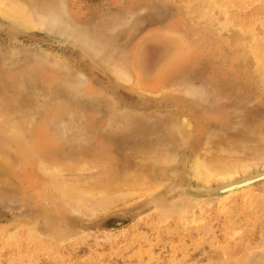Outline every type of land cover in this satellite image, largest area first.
Segmentation results:
<instances>
[{"label": "rangeland", "instance_id": "obj_1", "mask_svg": "<svg viewBox=\"0 0 264 264\" xmlns=\"http://www.w3.org/2000/svg\"><path fill=\"white\" fill-rule=\"evenodd\" d=\"M27 3L39 14L43 25L49 21L50 26L23 32L0 22V126L4 128L16 121L23 124V134L16 141L3 144L14 161L9 175L35 191L45 212L38 214L16 189L0 183V264H264V68L260 67L264 62H256L257 54L251 49L256 39L264 45V0ZM227 20L231 25L226 24ZM251 27L252 32L248 30ZM133 59L149 82H158L163 88L175 85L174 91L151 96L116 81L111 75L112 66L127 65ZM15 112L22 114L15 116ZM181 118L192 121L193 126L186 132L190 146L208 142L214 145L219 139L231 138L251 152L246 151V155L255 167L258 165L259 172L248 177L242 185L244 189L229 198L231 204L224 205L223 198L215 200L201 192L202 188L190 187L188 183L179 189L177 171L173 188L202 199H177L181 201L177 204L167 193L161 199L170 197L171 203L159 207H167L161 210L171 215L158 216L163 213L160 210L150 212L154 203L131 194L119 198L124 203L115 198L113 205L109 199L111 208L124 207L123 215H107L100 209L101 204L94 208L89 206L93 202H86L89 213L95 214L92 219L85 210L84 215L79 214L83 208L79 213L71 211L64 222L58 220V210L66 209L60 193L67 185L55 182L60 178L58 173L64 174L67 167L71 171L68 173L74 171L67 165L81 164L86 171L76 166L79 173L76 170L67 179L60 175L64 182L77 185L78 179L85 182L83 178L88 175L86 183L90 180L92 188L100 182H113L124 167L143 157L138 152L151 144L152 137L162 136L167 129L172 131ZM258 132L263 134L262 139ZM259 139L263 143L258 147L254 143ZM48 159L58 160L60 165L66 163L65 169L56 165L60 171L52 174L57 176L54 183L50 182L53 165L46 163ZM88 167L92 171L87 172ZM145 184L142 191L148 188ZM223 193L228 195L225 191L220 194ZM184 203L191 207L181 210ZM192 205L196 207L190 209ZM68 208L72 209L69 204ZM253 208L255 212L249 213ZM19 223L36 224L33 231L37 236L31 235L32 228L22 235ZM54 226L56 231L58 227L65 226L64 231L70 228L68 235L63 232L67 238L70 234L73 237L71 230L77 236L62 242L65 236H61L62 241L60 236L56 238ZM11 228L17 234L20 230L21 236L13 238L16 233ZM99 228L105 229L99 232Z\"/></svg>", "mask_w": 264, "mask_h": 264}, {"label": "bare ground", "instance_id": "obj_2", "mask_svg": "<svg viewBox=\"0 0 264 264\" xmlns=\"http://www.w3.org/2000/svg\"><path fill=\"white\" fill-rule=\"evenodd\" d=\"M202 2H206V1H202ZM205 5H207V4L205 3ZM222 5H225V4H222ZM208 6H209V4H208ZM206 7L207 6H205V8ZM198 9H199V7H198ZM188 13H190V12H188ZM208 13H210V12H208ZM191 15H193V14H191ZM224 15H226V14H224ZM40 18L41 17H39V14H37V12H35L32 9V6H30L29 3H27V0H0V22H2L3 24L4 23L11 24V25H13V27L16 26L17 28H19L23 32H27L28 30H38V29H42L43 30L45 28L44 27L45 25H47V26L49 25V21H45L46 24L43 25V23H42ZM216 19L217 18H215V20ZM225 19H227V18H225ZM230 20L232 21V19H230ZM190 21H192V20H190ZM221 21L218 22L219 25H220ZM227 21H228V23L226 22V24L228 25L230 23V21L229 20H227ZM223 24L226 26L225 23H223ZM221 25H222V23H221ZM229 25H231V23ZM235 27H237V25ZM223 28H225V27H222V29ZM227 28H228V26H227ZM220 29H218V31H220ZM252 29H254V27L248 28L249 31H251ZM249 31H247V32H249ZM230 33H231V31H230ZM251 38H252V36H251ZM253 43H254V41H253ZM261 44H263L261 42V40L256 39L255 40V46L253 44L251 46L252 47L251 49H253V51H255V53L257 54V56H255V54H253L254 52L251 51L252 54L256 57L255 59H256V62H258V63H259V60H262L264 62V49L261 50V47H264V45L261 46ZM39 57H41V56L39 55ZM53 57H54V59L56 58L55 55ZM257 57L259 58L258 60H257ZM39 59L41 60L43 58H39ZM56 60H60V58H56ZM1 61H2V59H1ZM131 61H129L130 63L127 64V65H123V66L115 65V66H112L113 70H111V68L109 69V72L111 70V75L116 81L122 82L123 84H128L133 90H135V91H137V92H139L141 94H147V95H151V96H158V95L160 96L163 93L170 94L171 91H174L173 87H175V85L166 86L165 88H163L164 86L162 87V85H159L158 82H155V81H150L149 82L147 80L148 78L145 75H143L140 72L139 69H137L135 67L134 59L131 60ZM51 63H53V62H51ZM256 65H257V63H256ZM256 65H254V66H256ZM3 66L4 65L2 64V67ZM9 67H8V69H9ZM260 67L264 68V65L262 64V66H260ZM1 70H3V69H1ZM260 77H261V75H260ZM66 81H68V80H66ZM63 82H64V80H63ZM68 83L69 82H67L66 84L68 85ZM171 83L173 84V82H171ZM73 87L74 86H72V88ZM10 111L11 110H9V114H10ZM15 114H16V112H15ZM21 114L20 115L16 114L15 116H19L20 117ZM6 115H7V113H6ZM191 122L192 121H189L188 118H181L179 123L174 125V126H176V128L172 129V131L167 129L166 132L162 133V136H161V134H159V135L152 134V135H155V136L151 138V141H152L151 144H149V146H147L146 148H144V149H142V150H140L138 152V154L141 153V155H143V157L141 156L140 159L138 160V162H136V164L129 165V167H124L120 173H117V175L120 176L119 179L116 177L115 181H113V182H111V180L108 181V182H100L97 185H95V186H97L95 188L91 187V186H93V184L88 182L90 180H87V183H86V179L88 177H90L89 175H88L87 178H85L84 175L82 176V177H84L83 179L85 180V182L82 181L81 179H78V183L80 181H81V183L84 182V183H82L83 186L82 185L80 186L81 183L80 184L77 183V185H76L74 183L71 184V182H69V181H67V182L63 181V178L65 179V177H66V179H67L68 176H70L72 173H75V171L77 170V169H75L76 166H77V168L79 170L81 168V166H80L81 164H79V167H78L77 164H75L73 161L70 162L69 160H66L67 163H70V164L74 163L76 165L75 167L71 166V165H67V166H69L70 170L74 169V171L72 170V173H68V172H71V171H68V167H67L66 168L67 171L64 172V174L58 173L59 174L58 177H60L61 180H60V178H58V181H56L57 176L55 175V177H53L52 174H55V173L57 174V172L60 171V170H56V168L58 167L56 165L59 163V161L55 160V159H52V160L48 159L46 163H49L50 165H53L52 166L53 170L50 169L51 170V175L53 177L51 179V176H50V179H51L50 182L54 183L56 181L55 183L57 185H59V186L61 185V183L67 185V187H63L62 188V192L60 193L62 195V199H61L62 201L61 202H63L67 206L65 207V205L62 204V205H64L63 206L64 209L66 208L65 211L58 210V212L56 213V217L58 218V220L60 222L63 221V220L66 221V218L69 215L72 214L71 211L76 210V212L79 213V210H82L83 208H84L83 212L82 213L80 212L79 214L80 215H84L83 213H84V210H85L86 213H88V217L90 216L89 218H91V216L93 214V211L90 214L89 212L91 210L89 211L88 207L89 206H93L95 208L97 203L101 204L100 205V206H102L101 208H100V206H98V205L97 206L100 209L105 210L106 211L105 214H107V215L108 214L112 215V214H114V212H122V213H117V215H119V214L123 215V214L126 213L125 212L126 210L124 209V207L117 208V206H115L114 208H111L112 206H109V204H111V203H109V199H110V201L112 199V201H111L112 203L113 202H117V199H118V202H119L121 200V199H119L120 197L121 198L122 197H126V196H129L131 194L138 195L139 197H141L143 199L146 198V200H149V203L151 202V204L154 203L155 207L154 208L152 207V209L150 208V212H151V210H154V213H158V211L160 210V212L162 211L163 213L159 214L158 216H160L162 214L167 216L168 213L167 212L165 213V211L161 210V208H167V207H159L160 206L159 204L165 203V204H162V205L163 206H167L166 204H170L171 203L170 197L166 198V201H163L161 199L167 193H169V195L173 198V200L175 199L176 202H177V199L178 200H181V199L183 200L184 198H188V197L190 198V199L188 198V200L190 202L191 201L198 202L199 200L202 199V198H199L196 195H193L192 193H185V192H182L181 190L176 191L173 188L172 183L175 181V180L173 181V179L176 178L175 176H176V172L177 171H180V174L178 173L179 177H180V179H179L180 180V188L179 189H182L181 188L182 185L186 186L187 183H188V186H190V187L196 186L198 188L199 187L202 188L203 191H201V192H207V195L209 194L211 197H214L215 200L219 199V198H223V199H221V201H223L224 205L227 202H228V204H231L229 198H231L232 196H234L238 192H241L244 189L242 187H245V186H242V185L244 184L245 181L250 179L248 177H255L257 175V173L259 171L257 170L256 167L258 165H256V167H255L254 164L252 163L251 159L249 160L248 156L246 155V153H247L246 151H249L248 147L246 145H240L242 147L241 148L238 145V143H235L234 142L235 140H233V139H232L233 140L232 141L231 138H229V140H228V138L227 139H224V138L223 139H219L218 138L219 136H218V137H216V139L218 138L220 141L221 140L222 141L221 142L217 141L218 144L215 143L214 145H213L214 142L212 144H208V143H210V142H208L207 143L208 145L205 143L207 146L202 144V143H199L197 145H191V146L188 145V139L186 138L187 137V135H186L187 133L186 132H187L188 129H191V126H193V125H191ZM175 132H178V134H175ZM259 132L256 133V134H257V136H260L261 139H262V136H261L262 133H259ZM22 134H23V124L21 122H19V123L17 121H16V123L12 122L11 124H9L8 126H6L4 128H1V126H0V177L2 178V176H3V178H4V179L3 178L0 179V183H1V185L3 187L16 189L17 192L20 194V196L23 198V200L26 201V203H28V204H32L35 207V209L37 210V213L41 215V214H43L45 212V209H44L43 204L36 198L35 191L31 190L30 188H28L27 185L24 184V183L19 184L18 181H16L13 177H11L9 175V172L12 170V168H14V161L11 159V157H9V154L7 153V150L5 149L6 146H4V145H7V144L11 143L12 141H16L17 138L20 137ZM258 134H260V135H258ZM224 135L225 134H223V136ZM175 136H177L178 139L177 138L175 139ZM226 136L228 137V135H226ZM255 138H256V136H255ZM222 142H225V144L224 143L222 144ZM245 142L246 141H244V143ZM261 142H262V140H260L258 142L256 141L254 143V145L256 144V146L258 145V147H259V145L261 146V144H260ZM246 143H247V145H249L248 142H246ZM257 143H259V144H257ZM242 149H245V152H241ZM255 149H257V148H255ZM260 150L262 151L261 148H260ZM253 151L255 153H257L254 149H253ZM257 151H259V149ZM254 152H253V154H254ZM167 153H170V155H168ZM241 153L244 154L245 157H241L242 156ZM175 157H179V159L176 160V159H174ZM58 165H60V164H58ZM62 166H63V169H65L64 166H66V163H65V165H63V163H62V165H60L59 167H62ZM104 166H103V168H104ZM71 167H73V168H71ZM83 168H85V167L83 166ZM100 169H102V168H100ZM54 170H56V172H54ZM83 170L84 169H82L80 171H83ZM87 170H89L87 172L92 171L89 167L87 168ZM49 171L47 170L48 173H50ZM80 171L77 170L76 172L79 173ZM84 171H86V170H84ZM61 172L63 173L62 170H61ZM117 172H119V171H117ZM65 173H68V175L65 174ZM60 175H62V176L64 175V177L62 178V176H60ZM65 175H67V176H65ZM54 178H55V181L53 182ZM88 179H90V178H88ZM145 183L148 184V188H147V190L142 191L143 185ZM52 186H53V184H52ZM54 187H56V185ZM235 189H238V190L235 191ZM173 191H175V192H173ZM192 191L194 192V190H192ZM224 191L226 193H228V195L224 196V193L220 194L221 192H224ZM176 192H177V194H176L177 197L174 196V194ZM215 195H217V196H215ZM113 196H116V197H113ZM115 198H117V199L114 200ZM124 201H126V199ZM181 201H179V202H181ZM44 202H45V200H44ZM86 202H88L89 204L93 202L95 204V206L92 205L93 203L91 205H89V206L88 205L86 206L85 205ZM121 202H123V201L121 200ZM121 202L119 204H121ZM176 202H173V203H176ZM179 202H177V204ZM184 202H187V201L185 200ZM240 203L243 204V201H240ZM252 203L254 204V202H252ZM68 204H69V206H71V208H72L71 210H68L70 208V207L68 208ZM184 204L185 205H184V207L181 208V210L185 209L188 206H190L189 203H187V204L184 203ZM113 205H114V203H113ZM132 205H134V204H132ZM192 206L193 207L190 208V209H194V207H196L194 205H192ZM74 207H76V209ZM93 207H91L90 209H92ZM98 207H96V208H98ZM246 207L247 206L245 205L244 208H246ZM116 208H117V210H116ZM125 208H127V207H125ZM200 209H202V208H200ZM92 210H94V209H92ZM138 212H140V211H138ZM252 212H255V208H253V209H251L249 211V213H252ZM79 214H78V216H79ZM168 215H171V214H168ZM93 216L95 217V214H93ZM88 217H87V214H86L85 218H88ZM97 218H99V217L97 216ZM139 218H140V216H139ZM161 219H163V218H161ZM42 220H44V218H42ZM118 220H120V219H118ZM37 221H38V219H37ZM54 221H56V220H54ZM87 221H89V220H87ZM35 222L36 221H34V223ZM119 222H121V221H119ZM164 222H166V220L163 221V223ZM34 223L29 224V225H25V224L22 225V224L19 223L20 227L23 228L22 231H21L22 235L26 234V232L30 231L31 228H32L31 235H34V233H35V235L37 236V232L33 231L34 227H36V224H34ZM57 225H58V223H57ZM64 225H66V224H64ZM255 225H256V223H255ZM58 226H60V225H58ZM184 226H185V224H184ZM64 227L63 228L60 227V229L58 227L57 231H56V227H55V229H53V231L55 230L56 234L53 231H51L52 233H50V234L54 233L53 235H56V238H58L57 236H60V240L61 241L63 240V237H61V236H65V240H63L62 242L67 241L66 238L68 237L67 235H68V233L70 231L69 230L70 228L66 227L67 228L66 230L67 231L69 230L68 233H67V231H64L65 230ZM8 228L9 227H7V229ZM15 228H17V227H15ZM15 228H13L15 231L12 228L11 229H12L13 232L16 233L17 231H16ZM103 229H105V228H99V232H103ZM37 230H39V229H37ZM9 231H11V230H9ZM12 231L10 232L11 236L9 235L10 233H8V237L6 236V240H7V238H9V236L10 237L14 236V235L12 236ZM41 231H38V233L41 232ZM72 231H73V234H74V235H72L73 236L72 238H74L77 235H76V232L74 233L75 230H71L70 233H72ZM58 232L60 234L61 233L62 234L59 235ZM63 232H66L67 235H65V234L63 235ZM77 233H79V231H77ZM16 235L21 236L20 230H19L18 234L16 233L15 237H13V238H17ZM44 235H46V233ZM53 235H52V237H53ZM70 235H69V238H67L68 240L72 239L70 237ZM88 236H89V234H88ZM1 238L4 240V237H1ZM60 240H59V242H60ZM17 241H20V239H18ZM228 246L229 245H227L226 247H228ZM220 252L223 253V254H227L228 251H226L225 249H221Z\"/></svg>", "mask_w": 264, "mask_h": 264}]
</instances>
